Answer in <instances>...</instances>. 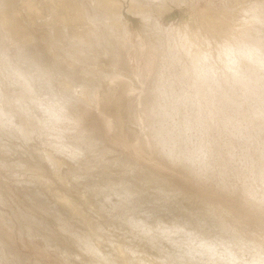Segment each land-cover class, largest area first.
<instances>
[{"label": "rangeland", "instance_id": "374dc122", "mask_svg": "<svg viewBox=\"0 0 264 264\" xmlns=\"http://www.w3.org/2000/svg\"><path fill=\"white\" fill-rule=\"evenodd\" d=\"M0 264H264V0H0Z\"/></svg>", "mask_w": 264, "mask_h": 264}, {"label": "bare ground", "instance_id": "6f19581e", "mask_svg": "<svg viewBox=\"0 0 264 264\" xmlns=\"http://www.w3.org/2000/svg\"><path fill=\"white\" fill-rule=\"evenodd\" d=\"M238 1V0H237ZM114 3V1L113 2H111V4H113ZM235 3V2H234ZM225 46V45H224ZM228 47V46H227ZM233 48V47H232ZM227 49V48H226ZM228 50V49H227ZM230 54V53H229Z\"/></svg>", "mask_w": 264, "mask_h": 264}]
</instances>
